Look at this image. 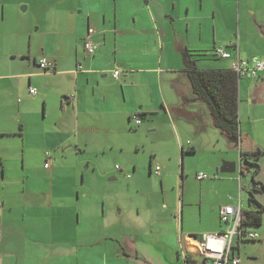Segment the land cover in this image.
Masks as SVG:
<instances>
[{"label": "rangeland", "instance_id": "1", "mask_svg": "<svg viewBox=\"0 0 264 264\" xmlns=\"http://www.w3.org/2000/svg\"><path fill=\"white\" fill-rule=\"evenodd\" d=\"M26 8V5H20L14 7V13L9 9L5 16L0 13V77L9 76L8 80L0 81V87H17L10 92V107L0 104V128L12 132L0 135V155H5L8 172L17 179L15 185H21L18 179L22 178L26 181L27 196L33 191L31 196L35 201H42L46 196L52 206H60L66 211L67 227L63 231L76 237L83 236V250L104 249L111 254L112 249L118 247L115 240L136 233L142 234L147 243L156 247L145 244L167 264H181L177 254L186 246L187 231L197 230L195 234L200 238L206 232L207 222H214L220 229L214 216L219 208L238 206L239 199L242 208L247 207L251 174H239V153L264 148V83L257 78L239 82L238 144L224 138L213 126L206 104L196 106L182 102L187 89L180 76L175 77L172 87L168 85L165 89V104L171 121L159 104L160 116L154 124L148 123L147 118L141 119L139 127L126 121L125 132H119L114 124L105 129L103 125L102 131L89 132L93 143L82 144L81 148H76L73 142L60 144L57 137L47 138L35 132L38 122L43 124L41 131L50 135L54 132L53 121L49 112L46 116L42 103L28 101L36 97L29 94L26 80L13 77L23 71L19 67L26 62L12 55L24 52L40 55L42 51L52 50L48 36L52 28L49 25L57 10L48 7L51 11H47V7L37 4ZM207 28L202 39L205 45L201 47L207 58H200L198 66L225 69L224 60L212 56L214 34ZM230 37H235V33L230 35L221 25L218 38L225 47L232 42ZM237 40L236 37L234 41ZM130 45L128 41L124 48H120V62L130 59L131 49L127 50ZM225 47L216 49L230 53ZM111 83L115 82L111 80ZM111 91L120 95L118 87ZM183 104L184 111L191 115L188 119L170 112ZM18 109L24 110L22 115ZM23 121L27 122L26 130ZM178 143H183L185 150L191 148L189 144L195 143L197 150L194 153L187 150L182 155ZM55 146L58 148L54 151L52 147ZM45 151L54 153V159H46L48 152ZM226 156L231 159H225ZM52 162L56 165L55 170L49 172L54 165ZM227 162H235L238 171L220 172ZM258 164L255 180L264 186V154ZM157 167L158 175L155 174ZM199 175L205 178L198 180ZM255 197L264 204V190L255 193ZM46 206H49L47 201ZM201 217L202 222L199 221ZM246 229L257 233L259 240L241 242L235 257L240 258V264H264V216L261 226Z\"/></svg>", "mask_w": 264, "mask_h": 264}, {"label": "crops", "instance_id": "2", "mask_svg": "<svg viewBox=\"0 0 264 264\" xmlns=\"http://www.w3.org/2000/svg\"><path fill=\"white\" fill-rule=\"evenodd\" d=\"M60 1L0 0V13L3 16L7 9L14 13V7L16 9L20 5H26L28 9L31 4H37L47 7V11H51L48 7L57 10L49 25L52 28L48 34L52 50L42 51L40 55L32 52L12 55L26 62V65L19 67L23 71L13 77L26 80L29 90L35 85L33 89L36 94H29L36 99L28 101L42 103L46 116L49 112L53 121L51 127L54 132L50 135L41 131L43 124L38 122L35 132L47 138L57 137L60 144L73 142L76 148H81L82 144L93 143L89 132H100L103 125L105 129L114 124L119 132H125V122L134 125V117L140 120L147 118L148 123L154 124L160 116L159 104L171 121L165 104V89L168 85L172 87L176 76L181 77L187 89L182 102L199 106L201 102H192V90L182 70L183 53L188 51L196 56L197 68L212 69L198 66L200 58H207L201 47L205 45L202 39L208 21L207 29L214 34V49L225 47L218 38L221 25L230 35L235 33V37L229 39L232 41L229 45L233 48L227 49L231 57L222 59L223 68L233 69L238 59L247 57L264 60V0ZM236 37L238 40L234 41ZM85 40L98 45L94 55L90 56L85 51ZM128 41L132 44L127 49H131L130 59L120 62L119 50ZM218 43L222 44L217 46ZM42 58L51 61L53 71L44 73L40 70L38 63ZM136 64L139 66H134ZM117 69L120 75L115 79L112 72ZM7 77H0V81L8 80ZM111 80L115 83H111ZM256 80L264 83V72L259 73ZM113 87L119 88L120 95L111 91ZM13 88L17 87H0V104L10 107L9 97ZM184 105L169 111L177 117L182 115L188 119L191 115L184 111ZM17 112L22 115L24 110L18 109ZM22 123L26 130L27 122ZM11 133L0 128V135ZM190 145L191 148L187 150L196 152L195 143ZM178 146L183 155L187 151L185 145L178 143ZM57 148L52 147L54 151ZM48 154L51 160L54 159V153ZM227 157L225 159H231ZM0 160L3 163V167H0V264H167L164 258L154 254L152 248L145 247L147 244L156 248L147 243L142 234H125L121 240L118 238L115 240L118 247L113 248L111 254L104 249L83 250V236L76 237L69 231H63L67 227L66 211H62L60 206H52L46 196L42 197V201L34 200L31 196L34 195L33 191L27 196L26 181L19 178L21 185L16 186L14 181L17 179L10 176L4 154L0 155ZM55 166L54 163L48 171L53 172ZM35 195L39 196L38 193ZM46 201L49 206H46ZM238 206L241 212L250 209L248 200L246 208H242L240 199ZM219 211H215L214 216L219 221L220 229L214 222L210 224L205 220L208 224L204 235H215L226 230L220 222ZM199 221L202 222V217ZM196 232L193 229L186 232V246L178 251V261L189 258L192 264H208L202 257V236L199 238ZM256 240H259V236ZM237 247L240 248V242L235 237L232 249ZM235 253L231 250L230 256L240 261Z\"/></svg>", "mask_w": 264, "mask_h": 264}, {"label": "trees", "instance_id": "3", "mask_svg": "<svg viewBox=\"0 0 264 264\" xmlns=\"http://www.w3.org/2000/svg\"><path fill=\"white\" fill-rule=\"evenodd\" d=\"M232 48L233 46H227L226 50ZM215 52L216 49L213 51V57H217ZM195 57L196 56L191 55L188 51L183 53L182 70L192 90V102L206 104L214 127L229 141L238 144L240 139V79L233 69H199L196 66ZM190 152L192 153V151ZM263 154L264 148H256L248 152L240 151L239 153V174L241 176L245 173L251 174V186L249 190H247L250 209L241 212L240 224L242 234L241 236H237L240 243L254 241L248 238V234L253 232L248 231L246 228L248 226L258 227L262 224L264 206L256 199L255 193L263 192L264 186L262 183L255 180V175L259 170L258 162ZM46 156L50 159L48 153ZM0 167H3L1 160ZM232 251H238L239 253V247L234 250L232 249ZM177 257L180 258V255L178 254ZM230 258L233 257L230 256ZM181 264H192V261L189 258H184Z\"/></svg>", "mask_w": 264, "mask_h": 264}, {"label": "built area", "instance_id": "4", "mask_svg": "<svg viewBox=\"0 0 264 264\" xmlns=\"http://www.w3.org/2000/svg\"><path fill=\"white\" fill-rule=\"evenodd\" d=\"M84 49L88 55H94L98 49V45L90 40L83 41ZM236 48V47H235ZM216 55L220 59H228L231 57L230 53L224 49H216ZM38 66L44 73L53 71V64L47 58H42ZM239 79L245 78L252 80L258 77L259 73L264 72V60L257 57H251L247 60L238 59L237 64L233 68ZM120 75L119 70L113 72V78L118 79ZM31 95L36 94V90L31 88L29 90ZM134 125L138 127L141 120L137 117L133 119ZM49 164L46 163L45 167ZM159 167L155 169V174L158 175ZM205 178L204 175H199L198 180ZM220 222L226 226V230L221 234L203 235L201 237L200 247L204 262L213 260V264H239V259L230 258V252L233 248L234 238L241 236V209L240 206H224L219 211ZM248 238L252 240L258 239L257 233L248 234Z\"/></svg>", "mask_w": 264, "mask_h": 264}, {"label": "water", "instance_id": "5", "mask_svg": "<svg viewBox=\"0 0 264 264\" xmlns=\"http://www.w3.org/2000/svg\"><path fill=\"white\" fill-rule=\"evenodd\" d=\"M236 170H237L236 163H224V165L220 169V172H222V173H235ZM207 263L213 264V260H208Z\"/></svg>", "mask_w": 264, "mask_h": 264}, {"label": "clouds", "instance_id": "6", "mask_svg": "<svg viewBox=\"0 0 264 264\" xmlns=\"http://www.w3.org/2000/svg\"><path fill=\"white\" fill-rule=\"evenodd\" d=\"M140 125H141V124H140ZM140 125H139V126H140ZM139 126H138V127H139ZM135 127H136V126H135ZM118 169H119V168H118Z\"/></svg>", "mask_w": 264, "mask_h": 264}]
</instances>
